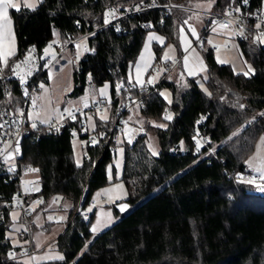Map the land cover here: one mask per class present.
<instances>
[{
	"label": "trees",
	"instance_id": "trees-1",
	"mask_svg": "<svg viewBox=\"0 0 264 264\" xmlns=\"http://www.w3.org/2000/svg\"><path fill=\"white\" fill-rule=\"evenodd\" d=\"M141 1L40 0L34 8L9 10L17 48L8 60L32 46L38 51L47 49L55 34L66 42L95 29L88 37L95 53L80 52L73 65L69 94H81L88 80L95 87L111 84L106 120L98 116V110H86L84 115L78 112L73 119H66L60 133L41 129L22 139L20 163L39 169L37 189L27 196L28 201L32 204L39 197L41 204H47L59 196L69 205L65 228L52 242L61 256L45 263L264 264V179L248 183L237 177L239 172L252 173L246 160L260 135L264 141V37L256 42L249 33L237 34L240 53L253 68L248 75L236 72L228 63H219L213 45L204 41L200 52L207 67L205 78L167 75L155 84V90L143 85L139 92L129 87L127 73L146 33L156 31L179 47V29L196 2L171 0L186 9H152L127 15L118 24L104 25L111 8L125 13ZM247 1L251 9L262 2ZM211 2L210 10L220 12L229 0ZM203 15L205 21L198 33L211 22ZM153 48L157 64L162 47ZM77 51L70 52L72 57ZM6 87L10 100L20 102L18 83H0V97ZM163 87L170 91L169 102L160 93ZM133 101L138 102L142 116L164 125L146 122L131 142L109 137L114 113ZM166 114L171 118L166 119ZM72 126L76 133L69 131ZM99 132L105 137L89 139L90 134ZM147 132L157 137V155L147 146ZM75 136L85 141L80 162L74 154ZM119 142L123 146L120 179L127 195L112 205L119 218L94 235L90 225L95 209L83 220L80 200L85 195L82 207H86L95 191L109 183L107 168L115 155L110 147L116 148ZM208 148L211 153H207ZM16 189L17 177L0 163V264H25L12 253L34 248L30 226L16 233L19 244L8 235L10 211L17 208L13 202ZM120 202L129 204L125 212L117 210ZM19 219L24 221L22 213Z\"/></svg>",
	"mask_w": 264,
	"mask_h": 264
},
{
	"label": "rangeland",
	"instance_id": "rangeland-1",
	"mask_svg": "<svg viewBox=\"0 0 264 264\" xmlns=\"http://www.w3.org/2000/svg\"><path fill=\"white\" fill-rule=\"evenodd\" d=\"M22 1V4L19 2ZM40 0H18L17 7L26 6L29 3L38 5ZM211 0H196L193 6L190 7V15L185 25L189 29H194L195 32L199 31L205 21L202 11H209L211 8ZM108 18L109 14H106ZM239 31L232 30L233 38L228 34H223L217 39V48H215V57L219 63H228L236 72L246 73L248 69L253 68L250 63L246 62L237 45V34ZM55 39L57 38L55 34ZM175 45L169 43L163 56L168 57L172 62L176 59ZM44 52L53 54L51 50L45 49ZM74 57L70 55L69 51L64 54L51 65L46 72V75L40 81V89L38 90L34 107L27 110V118L29 124L33 125L46 124L55 122L61 119L64 113L72 110H78L80 114L86 113L87 106L93 103H102L103 109L98 110V116H109V102L110 94H106L105 86L95 87L89 80L85 86L84 91L77 95L71 96L69 94L72 87V69L80 55L78 50ZM251 72V73H252ZM250 74V73H249ZM200 86L204 88V83L201 78ZM160 93L166 101H170V91L168 88H161ZM167 117L170 114H166ZM89 121L92 122V114L87 115ZM126 118L131 126L134 127L138 134L144 130L145 123L150 122L153 125H164V122H155L153 119L145 118L140 114L139 105L136 101L130 104L126 112ZM85 141L79 139L77 136L73 139L74 154L77 162L81 161L83 145ZM147 146L150 152L158 153L159 145L157 137L152 132H147L146 138ZM247 167L251 170L252 174H257L261 178L264 177V141L263 135H260L255 143L253 152L246 160ZM123 166V146L121 142L115 148V155L112 165L107 168L109 183L95 191L92 198L96 200L94 206L87 205L88 210L95 209L94 216L91 221L90 229L93 234H98L108 226L113 224L119 218V215L114 214L112 205L126 197L127 191L123 181L120 179ZM31 178L33 175H29ZM103 196L101 200L100 197ZM58 200L52 198L49 203L40 208L42 200L34 201L31 206L33 208L32 215L28 218L31 235L29 239L34 246L33 255H20L17 257L25 264H48V260L55 259L61 256L59 250L53 247L52 242L57 235L65 228V221L68 216L69 205L62 202V198L56 196ZM40 206V207H39ZM21 212L18 208H13L10 211L12 220L8 235L14 244L19 242L17 238L18 231H26L27 227L24 221H20L19 217ZM29 228V227H28ZM96 231H93V229ZM19 244V243H18ZM19 252H16V254ZM19 255V254H17Z\"/></svg>",
	"mask_w": 264,
	"mask_h": 264
},
{
	"label": "built area",
	"instance_id": "built-area-1",
	"mask_svg": "<svg viewBox=\"0 0 264 264\" xmlns=\"http://www.w3.org/2000/svg\"><path fill=\"white\" fill-rule=\"evenodd\" d=\"M175 8H184L185 6L177 5L171 0H144L139 2L136 7L128 12L119 13L117 9L111 8L108 12L109 16L107 20L108 25L111 23L118 24L119 21L134 13H141L152 9H162L166 12H171ZM211 18V22L207 28L198 33L194 44L197 48L203 46L204 41L207 40L208 34L211 32L221 33L223 30H236L239 32L249 33L254 41H259L264 37V0L257 9H251L249 1L238 3L236 0H229L228 6L224 11H202ZM103 25V26H104ZM218 29V30H216ZM95 31H89L79 35L76 38L69 39L66 42H62L59 38L54 39L48 45V50H51L53 54L47 52L38 51L35 46L30 47L22 55L11 59L1 61L0 60V83L7 82L8 80L16 81L21 93V101L13 103L10 100L11 92L9 88H5L3 97H0V163L4 164L8 171L15 174L17 177V189L13 196L14 205L20 210L23 215L24 223L26 227H29L28 218L33 213L31 203L28 201L27 196L35 193L36 187V175L39 173V169L35 166L22 164L20 160L22 158V139L29 136L32 132L38 130L52 131L60 133L65 126L66 119H73L79 112L78 110H72L64 113L60 120L50 122L46 124H38L32 127L29 124L27 118V110L31 106L34 107L38 90L40 89V81L44 77V73L47 69L53 65L65 51L75 52L80 50L81 53L94 54L95 47L90 44L88 37ZM232 35V34H231ZM233 36V35H232ZM214 49L217 48V44L213 45ZM172 67H169L167 71L162 75L160 80L166 76L168 71ZM155 68L150 70V75H154ZM23 81V82H22ZM152 89L155 90V84H151ZM131 89L137 88L139 92H142L145 88L143 85L129 84ZM122 86H119L121 90ZM137 102V101H136ZM130 107V103L125 107H120L114 113V119L112 123L111 133L109 137L117 138L127 133L130 127V123L126 118V113ZM102 110V103H93L87 106L86 110ZM71 133H76L77 128L72 126L69 128ZM105 137L103 132L90 134L89 139L96 141L99 138ZM21 138L20 141L18 139ZM203 144L204 141L199 140ZM111 150H115V147L111 146ZM212 149L208 148L207 153H211ZM33 175L31 176L29 175ZM237 177L244 181H262L263 179L257 174H248L239 172ZM39 199V197H35ZM103 199V196L100 197ZM96 200L91 198L88 205L94 206ZM79 213L83 220H87L90 215V210L86 207L79 209ZM33 248L19 251V255L16 252L12 253L13 257H19L20 255H33Z\"/></svg>",
	"mask_w": 264,
	"mask_h": 264
},
{
	"label": "crops",
	"instance_id": "crops-1",
	"mask_svg": "<svg viewBox=\"0 0 264 264\" xmlns=\"http://www.w3.org/2000/svg\"><path fill=\"white\" fill-rule=\"evenodd\" d=\"M12 3L16 4L18 0H11ZM22 4V1L19 2ZM24 6V4H23ZM8 8V23L6 27V35L5 38L0 39V60L5 61L9 59L16 52V37L14 33L13 21L10 17ZM187 21V20H186ZM186 23V22H185ZM4 24L3 21H0V25ZM218 30V29H216ZM199 31H192V28L189 29L186 25H183L179 29V47H176V59L174 62H170V64H164L163 61L168 59V57L163 56L164 51L166 50L168 44L170 42H166L165 37L156 31H148L145 35L144 42L140 49V52L136 58V60L130 64L128 68L127 78L128 81L134 85H151L156 84L160 81L162 75L167 71L169 67H172L167 75H170L172 78H178L181 75L185 76H198L201 75L203 78L206 77L207 67L202 58L200 48H197L194 44L195 38ZM223 34H228L231 38H233L232 30L226 29L221 33L211 32L207 36L206 42L211 45L217 44V39ZM232 34V35H231ZM154 45H159L162 47L161 59L160 62L155 64V52ZM218 45V44H217ZM179 51V55H178ZM11 53V54H9ZM70 53V52H69ZM71 55V54H70ZM172 61V60H171ZM155 68L154 75H150V70ZM152 83H149V81ZM101 86H105L106 96L111 94V84L109 82H104ZM138 103V102H137ZM87 122L90 123L89 117H87ZM132 129H129L127 133L123 136H120L119 141L127 140L133 141L137 134L134 130V127L130 125ZM58 200L57 197H55ZM40 199H36L38 201ZM63 202V201H62ZM49 203V202H48ZM45 206L41 205L40 208ZM34 212V211H33Z\"/></svg>",
	"mask_w": 264,
	"mask_h": 264
},
{
	"label": "snow or ice",
	"instance_id": "snow-or-ice-1",
	"mask_svg": "<svg viewBox=\"0 0 264 264\" xmlns=\"http://www.w3.org/2000/svg\"><path fill=\"white\" fill-rule=\"evenodd\" d=\"M16 8L17 5L12 3L11 0H0V21H3L4 24L0 25V39L5 38L6 35V27H7V23H8V8ZM26 7L29 8H34L35 7V3H29L26 5ZM109 21L107 19H105V23H108ZM193 33H194V29H192ZM261 43H264V41H261ZM11 54V53H9ZM6 63V60H5ZM252 72V69L249 68L248 72L245 73V75H248L249 73ZM23 82V81H22ZM149 83H152V81L150 80ZM102 119H107L106 116L101 117ZM171 117H166V119H170ZM162 127V125H160ZM33 127H35V125H33ZM197 148L199 150V142L197 144ZM153 155H156L155 152H153ZM262 179H264V177H262ZM248 183H253V181H247ZM126 210V206H122L121 207V211H125ZM93 231H96V229L94 228Z\"/></svg>",
	"mask_w": 264,
	"mask_h": 264
},
{
	"label": "water",
	"instance_id": "water-1",
	"mask_svg": "<svg viewBox=\"0 0 264 264\" xmlns=\"http://www.w3.org/2000/svg\"><path fill=\"white\" fill-rule=\"evenodd\" d=\"M21 140V138H19L18 139V141H20ZM84 199H85V195H83L82 196V198H81V200H80V204H79V209L82 207V205H83V202H84ZM122 206H126V210L128 209V207H129V204L127 203V202H120V203H117L116 204V208H117V210L119 211V212H125V211H121V207Z\"/></svg>",
	"mask_w": 264,
	"mask_h": 264
}]
</instances>
